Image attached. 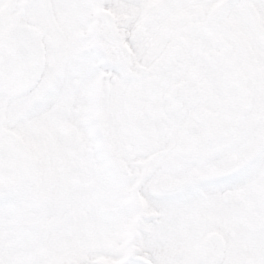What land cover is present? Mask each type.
<instances>
[{"label":"snow or ice","instance_id":"obj_1","mask_svg":"<svg viewBox=\"0 0 264 264\" xmlns=\"http://www.w3.org/2000/svg\"><path fill=\"white\" fill-rule=\"evenodd\" d=\"M120 261L264 264V0H0V264Z\"/></svg>","mask_w":264,"mask_h":264},{"label":"flooded vegetation","instance_id":"obj_2","mask_svg":"<svg viewBox=\"0 0 264 264\" xmlns=\"http://www.w3.org/2000/svg\"><path fill=\"white\" fill-rule=\"evenodd\" d=\"M100 16L116 18V14L110 11L101 10ZM189 15L194 14H179L176 17V22L186 19ZM166 36V32L161 33V38ZM218 50H223L229 58V67L232 74L237 79H242L245 69L253 59L254 53L245 47L244 41L236 29H229L219 33L213 41L212 46L207 49L206 58L215 57ZM230 233L223 229H213L203 237L193 241L191 246V254L195 259L205 258H221L230 243ZM122 264V261L117 262Z\"/></svg>","mask_w":264,"mask_h":264}]
</instances>
